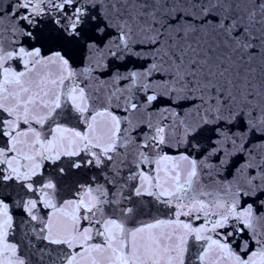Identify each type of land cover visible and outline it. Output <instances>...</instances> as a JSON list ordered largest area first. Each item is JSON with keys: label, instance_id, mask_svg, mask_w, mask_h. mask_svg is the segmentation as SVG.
I'll return each mask as SVG.
<instances>
[{"label": "snow or ice", "instance_id": "obj_1", "mask_svg": "<svg viewBox=\"0 0 264 264\" xmlns=\"http://www.w3.org/2000/svg\"><path fill=\"white\" fill-rule=\"evenodd\" d=\"M0 264H264V0H0Z\"/></svg>", "mask_w": 264, "mask_h": 264}]
</instances>
